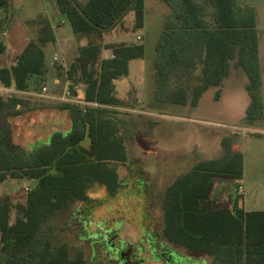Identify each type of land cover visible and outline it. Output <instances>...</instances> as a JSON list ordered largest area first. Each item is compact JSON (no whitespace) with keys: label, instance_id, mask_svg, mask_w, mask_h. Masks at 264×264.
I'll return each instance as SVG.
<instances>
[{"label":"trees","instance_id":"obj_1","mask_svg":"<svg viewBox=\"0 0 264 264\" xmlns=\"http://www.w3.org/2000/svg\"><path fill=\"white\" fill-rule=\"evenodd\" d=\"M144 1L89 0L83 5L57 0L74 33L90 38L115 28L129 11H134L135 29L142 28ZM173 4L157 46L154 99L195 107L210 86L221 84L230 61L238 57L237 65L250 79L248 118L260 117L262 71L254 10L238 6L236 0ZM0 7L6 11L0 21L2 55L7 44L1 31L12 18L10 0H0ZM53 41L49 25L42 24L38 37L23 47L11 66L0 65V87L26 90L32 78L44 83L45 47ZM104 47L114 50V58H101ZM145 51L143 43L102 44L93 39L80 47L67 70L68 88L98 106L83 109L69 102L34 103L0 94V182L34 179L23 203L0 197V264H88L83 253L73 256L67 243L54 246L40 231L58 211L90 201L92 185H103L110 195L118 192L119 174L112 162L129 159L136 133L118 109L126 102L118 96L115 81L126 77L129 61L144 57ZM191 79L197 81L189 92L186 82ZM220 96L218 91L215 98ZM61 113L67 118L66 127L54 128V121L42 132L34 128L40 115L52 119ZM222 144L226 148L222 158L199 160L168 185L162 203L163 234L178 246L209 254L215 264H264V209L240 205L242 149L231 137H224Z\"/></svg>","mask_w":264,"mask_h":264},{"label":"crops","instance_id":"obj_2","mask_svg":"<svg viewBox=\"0 0 264 264\" xmlns=\"http://www.w3.org/2000/svg\"><path fill=\"white\" fill-rule=\"evenodd\" d=\"M76 1L85 5L89 0ZM238 4L241 7L255 8L256 13L263 12V6H259L256 3L243 1ZM11 5L12 18L8 24H4L5 28L1 31V37H9V43H7L6 52H10V48L12 52L9 55L10 59L8 60L7 55L5 61L3 60L4 54H2V58H0V65L11 66V64L15 61L16 56L21 53L23 47L30 40L36 39L38 37L42 24H48L49 30L54 36V41L48 43L45 47L46 74L44 83L37 82L35 78H32L26 90H17L14 87H0V94L4 97L12 96L8 92L17 90L21 92L17 96L30 99L32 102L36 100L34 94L40 90L41 86H46L49 88L48 91H50V94L53 96H60L59 93L61 91L68 89L65 71L69 69L71 64L79 56L80 47L87 45L91 39L96 42H102V44L119 42L142 43L140 30L145 29V27L149 28L147 0L144 1V25L142 28L135 29L134 11H129L124 16L122 22L115 28L105 32L100 37H98L96 34H93L91 38L83 35L78 36L74 33L66 16L60 10L57 0H45L43 5H41L38 0H11ZM160 5L162 8L159 6L158 12L161 14L162 19L159 23V29L164 30L165 21L168 18V14L170 15L169 10L171 8H169V6H167L163 0H160ZM5 16V9L0 7V21ZM259 46L262 71L261 95L263 102V113L259 118L261 122L264 120V50L261 48V43H259ZM48 52L53 54L51 59H49L47 56ZM55 55H59L65 62L66 66L63 67L55 62ZM114 56L115 54L112 48L104 47L102 49V59L108 60L114 58ZM2 60L4 62H2ZM137 60L138 59H132L129 61V74L126 77H130L131 75H134L135 77L136 74L142 70V65L135 63ZM237 63L238 57L230 61L229 74L222 80L220 85L210 86L202 94L198 104L195 107H192L190 103L185 106H179L174 104L161 105L159 102H157L154 99V73L149 75L146 73L142 78V84L140 87L135 86L132 80H130L131 82L129 87H124V84L119 83L123 77L119 78L120 80L115 81L116 91L118 96L126 102V105L118 107V109H134V103L133 101H130V90H137V95L144 100L142 101L144 103L140 105L141 108H146V110L152 111V115L162 118L164 122H166L165 124L170 125L174 129V131L167 133L164 132L162 139L157 138L158 141H162L163 146L161 148L160 144H158L155 148L163 155L162 157L166 156L168 158L178 157L180 159H186L192 158V153L195 152L198 154V157H200L199 160L222 158L226 154V148L222 144L223 138L234 136V133L239 129L238 128L235 130L233 127H239L240 123H243V125H246V127L240 126V128L247 129V126L250 127L251 125L257 124L258 122V120L254 121L253 119L248 118V109L252 104V96L248 90L250 79L247 72L241 66H238ZM39 85L41 86L39 87V90L36 91L35 87ZM120 91H122V93H120ZM218 91L221 92V96L219 99H216L215 96ZM50 102L56 101L50 100ZM17 107L21 108L22 106L18 105ZM179 109L184 110L178 113L177 111ZM54 118L52 119L54 120ZM55 123V128H61L57 122ZM204 124H213L219 127H217V129H210L208 127H204ZM220 126L225 127L221 128ZM243 134L244 135L239 138L238 142L233 139V145L241 146L244 157L243 177H245L247 159L243 149L242 140L246 138L248 134L245 132H243ZM153 140L154 143L157 144V140ZM193 160L195 163L199 161L196 156L193 158ZM242 182L244 184L245 180ZM3 183H5V181L0 182V184ZM7 193L12 200L15 198L13 191L11 192L10 190ZM245 193L246 190L242 195L240 205H243L247 210H262L258 208H249V199L245 198Z\"/></svg>","mask_w":264,"mask_h":264},{"label":"rangeland","instance_id":"obj_3","mask_svg":"<svg viewBox=\"0 0 264 264\" xmlns=\"http://www.w3.org/2000/svg\"><path fill=\"white\" fill-rule=\"evenodd\" d=\"M170 10L175 6L173 3L176 0H163ZM202 0H196L199 3ZM206 1V0H205ZM252 2L256 3L259 6H263V12L256 13L255 8L249 7L250 11L255 12L256 22H257V33L259 43H261V48L264 50V0H237V4L240 2ZM38 2L43 5L45 0H38ZM148 3V22L149 28L141 29L140 34L142 36V43L145 45L146 52L144 57L139 58L137 62L142 65V70L137 71L138 73L134 77H123L120 80V84H124V87H129L130 80L134 82L135 86H141L142 78L147 73V75L154 73V77L156 75L157 66L156 61L158 58V50L157 46L161 39L163 30L159 29V23L162 19L161 14L158 12V8L160 5V0H147ZM207 5L212 9L211 3L207 1ZM239 6V4H238ZM162 8V6H161ZM244 9V8H243ZM169 12L171 13V11ZM245 10V9H244ZM169 17V14L168 16ZM166 22V21H165ZM5 43H9V37H2ZM22 39V38H21ZM11 41V40H10ZM23 41V40H22ZM260 48V46H259ZM12 52L10 48V52L4 53L3 60L5 61L7 55L8 60L10 53ZM9 53V54H8ZM264 55V53H263ZM49 59L53 57L51 52L47 53ZM2 58V55L0 56ZM2 60V62H4ZM134 66V64H133ZM134 70V69H133ZM149 77V76H148ZM156 80V78H155ZM197 79H191L186 82L187 87L189 88V92L192 90L193 83L196 82ZM149 82V80H148ZM39 86L35 87V90H39ZM133 88V86H132ZM49 90V88H48ZM132 90V89H131ZM130 90V101L134 103V110L129 109H120L121 115L126 118L129 123V126L133 128L135 136L129 144V160H138L139 164L142 166V170L144 171L145 177L149 178L150 186L148 187L149 195L148 199L154 203L155 209L157 210L160 223L163 228V210H162V199L163 195L166 191V188L169 184H171L179 175L185 173L188 170H191L195 161L193 158L196 156L198 160L197 153H192V158L180 159L178 157L168 158L162 157L163 155L156 150V145L160 144L162 148V141H158L157 138L162 139V135L164 132L174 131V129L165 124L162 118H158L157 116L152 115V111L146 110V108H141L144 101L141 97L136 95L135 90ZM50 94V91H48ZM64 91H61L59 95H62ZM122 93V91H120ZM133 97V98H132ZM138 99H142L141 102ZM53 101V100H52ZM56 102H50L47 100H41L36 98L34 103L36 102H44V103H58L59 100H55ZM161 105H168L165 102H159ZM147 104V103H146ZM164 108V107H163ZM167 110V109H166ZM184 109H179L177 112L180 113ZM176 112V111H174ZM151 113V114H150ZM34 124V128L43 131L44 126L49 123H53L54 120L61 127H66L68 124L67 118L61 113L56 114L54 120L49 117L39 116ZM260 117L254 118L253 120H258L257 124L247 126V129H241V127H246L243 123H240L239 129L234 133V136H231L236 142L239 141V138L242 137L243 132L248 134L246 138L242 140L243 149L245 152V156L247 159V169L245 177V198L249 199V208H264V120L260 122ZM262 119V118H261ZM53 123L56 127V123ZM48 123V124H47ZM263 123V124H262ZM262 124V125H260ZM216 126V127H215ZM54 127V128H55ZM204 127H208L210 129H214L219 126L213 124H204ZM225 127V126H220ZM249 129V130H248ZM157 140V144L154 143V140ZM160 139V140H161ZM159 147V149H160ZM197 162V161H196ZM116 165L118 171L121 173L123 166L122 164H114ZM135 179V176H134ZM133 177L129 180L127 186V191L129 188L133 187L135 183ZM241 179V182L243 181ZM134 182V183H133ZM25 185L28 187H33L34 181H30L27 178L17 179V178H9L5 183L0 184V197L9 196L7 192L11 190L14 192V202L23 203L27 198V191L25 189ZM10 189V190H9ZM124 190L118 192L116 195H110L108 191L105 189L103 185H99L98 183L92 185L88 194L90 196V205L88 209L84 206L83 202H75L69 208L58 211L53 216L49 217L43 224V227L40 231L41 237H48L54 246L61 245L63 243H67L70 248V252L78 251L79 248L86 247V251L90 252L89 241L81 240L80 238H87L91 240H99L105 230H109L114 225L113 221L116 217L120 218V215L131 213L132 216L125 217L127 222L124 224L123 229H121L120 235L122 237H129L137 240L138 228L133 226L139 225L138 223L133 222L131 219L134 218V207H133V199L134 193L125 192ZM136 193V192H135ZM133 194V195H132ZM137 197V196H136ZM139 197V196H138ZM137 203H140V198L135 199ZM134 200V202H135ZM80 208L84 211V215L80 213L75 214L77 211H81ZM162 214V216H161ZM117 227H120V222L116 223ZM102 234V235H101ZM101 235V236H100ZM94 238V239H93ZM88 247V248H87ZM145 258H148V253H144ZM207 257V256H206ZM209 262L211 258L209 257ZM146 264H163L161 261L153 262L150 258ZM211 264V263H210Z\"/></svg>","mask_w":264,"mask_h":264},{"label":"flooded vegetation","instance_id":"obj_4","mask_svg":"<svg viewBox=\"0 0 264 264\" xmlns=\"http://www.w3.org/2000/svg\"><path fill=\"white\" fill-rule=\"evenodd\" d=\"M139 161L140 160L138 158L137 161L128 159L125 162H112L113 167L119 174L120 185L118 192L124 190L125 192L134 193V195L132 194L134 196L132 202L133 207L135 206V219L131 220L133 222L137 220L136 223L139 224L137 226L133 224V226L138 228L137 240L135 241L132 238L122 237L120 235L121 229H123L124 224L127 222L125 217L127 218L132 216L131 213L127 215L121 214L120 218L116 217V219H114V225L112 228L105 230L103 235L101 234L102 236L100 235L101 238L98 241H90L85 237L80 238L81 240L89 241L90 252H88V250L86 251V247H82L79 248L78 251L72 252L71 254L77 257L79 254L83 253V258L88 264H146L148 258H150L153 262L161 261L163 264H215L212 256L209 254L203 252H193L170 242L164 236L162 224L160 223L161 220L159 219L157 210L155 209L153 203L154 201L151 202L148 199V187L150 186V181L149 178L145 177L146 175L142 170V166L138 163ZM118 163L123 166L121 173L118 171L116 165H114ZM132 177L134 182L137 183H135L134 186L129 188L127 191L126 185ZM136 198L141 199L139 204L135 200ZM82 202L88 209L91 201ZM162 203L163 199L161 205ZM80 210L81 211H77L75 214L80 213L83 217L84 211L81 208ZM162 220L164 221V218ZM117 222H120V227L116 226ZM144 253H148V258L143 256ZM209 257L211 258L210 262L208 259Z\"/></svg>","mask_w":264,"mask_h":264},{"label":"built area","instance_id":"obj_5","mask_svg":"<svg viewBox=\"0 0 264 264\" xmlns=\"http://www.w3.org/2000/svg\"><path fill=\"white\" fill-rule=\"evenodd\" d=\"M54 60H55V62H57L61 66H63V67L66 66L65 62L63 61V59L59 55H55ZM65 76L67 78V70L65 71ZM79 87L83 89L86 87V84L83 82H79ZM135 92L137 95L138 91L135 90ZM8 93H10L11 95H19L21 92L14 90V91H9ZM3 94H6V93H3ZM34 96L36 98L41 99V100H47V101L59 100V102H69L72 104L79 105L83 109H85L88 106H98L99 105L96 102L86 101L81 97L75 96L69 88L66 89L62 95H60V96L54 95L53 96V95L49 94L48 88L46 86H41L40 90L37 93H35ZM138 101L141 102L140 99H138ZM131 110H134V109H131ZM233 128L236 130L239 127L234 126ZM29 180L33 181L34 179H29ZM25 189H26L27 194H28L29 191L32 189V187H28L27 185H25ZM244 192H245L244 184H243V182L240 181L239 186H238V190H237V195H243Z\"/></svg>","mask_w":264,"mask_h":264},{"label":"water","instance_id":"obj_6","mask_svg":"<svg viewBox=\"0 0 264 264\" xmlns=\"http://www.w3.org/2000/svg\"><path fill=\"white\" fill-rule=\"evenodd\" d=\"M10 2H11V0H10Z\"/></svg>","mask_w":264,"mask_h":264}]
</instances>
